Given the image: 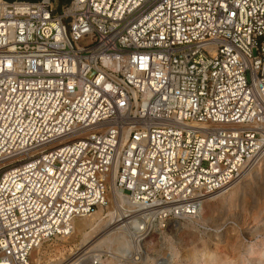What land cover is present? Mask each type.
I'll return each instance as SVG.
<instances>
[{"label":"built area","instance_id":"built-area-1","mask_svg":"<svg viewBox=\"0 0 264 264\" xmlns=\"http://www.w3.org/2000/svg\"><path fill=\"white\" fill-rule=\"evenodd\" d=\"M58 2L0 0V264L114 188L172 229L264 150V0Z\"/></svg>","mask_w":264,"mask_h":264},{"label":"rangeland","instance_id":"rangeland-1","mask_svg":"<svg viewBox=\"0 0 264 264\" xmlns=\"http://www.w3.org/2000/svg\"><path fill=\"white\" fill-rule=\"evenodd\" d=\"M66 2L68 0H59L58 6L61 7ZM258 177L252 184L242 182L240 191L230 199L223 198L222 200L210 201L207 208H211L212 214L207 216L208 218L205 215V217L202 216L203 219L199 223H191L190 220L182 221L172 229L145 234L146 238L141 242V245L135 243L130 249L125 247L126 250L128 249L126 252L125 248L122 250L121 246H115V248H118H103V251L91 252L87 256L93 253H102L104 256L97 259L98 263L105 261L110 264H128V262L142 264V260L145 261L146 257H149L148 264H152V262L165 263L171 257L173 250L176 249L179 255V264H190L187 262V255H191L194 252V247L197 246L199 250L215 249L222 264L226 260H233L235 264H242L240 261L245 259H249V263L256 264V259L260 255L256 254L253 258H250V254L247 252L249 246L253 243L257 241L264 242V165ZM111 203L108 206L111 205L112 207L105 210V216L110 210L114 213L117 211L116 205ZM108 218L109 216L105 219ZM112 227H114V224L108 223L96 234L95 239ZM71 241L73 240L64 242L54 238L44 242L43 249L41 248L42 251H39L37 255L41 254L40 256H43V264H55L59 260L69 264L78 255L77 252L86 249L85 246L80 244V241L76 244L71 243ZM262 246H264L263 243ZM37 255L36 252L32 255L33 264H37L35 262ZM139 257L140 259H138Z\"/></svg>","mask_w":264,"mask_h":264},{"label":"bare ground","instance_id":"bare-ground-1","mask_svg":"<svg viewBox=\"0 0 264 264\" xmlns=\"http://www.w3.org/2000/svg\"><path fill=\"white\" fill-rule=\"evenodd\" d=\"M263 165H264V150H261L259 153V156H257V158H255L251 162L249 167L243 172L242 176L238 180L232 182L229 186L223 188L225 190L221 189L222 191L219 190L220 192L217 191L215 193L209 194L207 198L205 199L201 212L196 216L188 217L184 221L190 220L191 223H199V221L203 219L202 216L205 215L206 218H208L207 216H211L212 210L211 208L209 209L207 208L210 201H213L215 199L222 200L223 198L230 199L231 197H233L238 191H240L242 182L252 184L255 179L259 178L258 176L260 174V171L262 170ZM111 199H113L112 203L113 205L114 204L116 205L117 211L116 213H114V211L110 210L107 213V216H109L108 219H105L107 216L104 215V212L105 210L110 209V207L112 206L111 205L101 206L99 207V209H97L92 214L81 216V217H75L73 219L72 233L69 236L57 237L55 239H60V240H63L64 242L65 241L70 242V240H73L71 241V243H74V244L80 241V244L86 247L85 249L86 254L91 253V252L101 251L103 248L112 249V248H115V246H121L123 250V248L125 247L130 249V247H133L135 243H138V244L140 243L141 245V242L146 238V236H144L145 233L142 232L141 230V227H143V221L137 214H134L127 219H123L117 222L120 218L124 217V213L128 211H136L135 206L129 201V199L125 195H123L121 192H119L115 188L112 190ZM108 223L114 224V227L110 228L109 230L110 232L107 231L95 239L96 234H98L101 231V229H103V227H105ZM262 243L264 244V242L260 243L257 241L256 243H253L252 245H250L248 248L247 253L250 254V258H253L254 255L256 254L260 255L256 259L257 260L256 264H264V246H262ZM42 246H43V243L38 248H36V250L34 251L36 252V255L39 251H42L41 250ZM117 248L118 247H116L115 249ZM124 250L126 252L128 249L126 250L125 248ZM193 251L194 252H192L191 255L190 254L187 255V260H188L187 262H189L190 264H194L195 262L197 264H222L220 258H218L219 257L218 254L215 252V249L214 250H204V249L199 250L197 249V246H195ZM40 255H37V257L35 258V262L37 264H43V260H42L43 256H40ZM90 256L95 257V259H101L103 258L104 255H102V253H97V254L93 253L87 257H90ZM178 256L179 255H178L177 250L174 249L171 257H169L167 262L165 263H162V262L153 263L152 262V264H179L180 262L178 260ZM75 259L72 260L71 262H74ZM138 259H140V257ZM138 259L136 258V260ZM148 261H149V257H146L145 261L142 260V264H148ZM71 262L69 264H71ZM240 263L254 264L252 262L249 263V259L242 260L240 261ZM55 264H66V263L65 262L63 263V261L61 262V260H59L55 262ZM98 264H110V263H106L105 261H103ZM128 264H139V263H136V262L129 263L128 262ZM223 264H235V263L233 260H226V262Z\"/></svg>","mask_w":264,"mask_h":264},{"label":"trees","instance_id":"trees-1","mask_svg":"<svg viewBox=\"0 0 264 264\" xmlns=\"http://www.w3.org/2000/svg\"><path fill=\"white\" fill-rule=\"evenodd\" d=\"M31 1H36V0H31Z\"/></svg>","mask_w":264,"mask_h":264}]
</instances>
